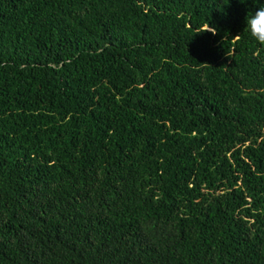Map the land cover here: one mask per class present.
I'll return each instance as SVG.
<instances>
[{
  "label": "trees",
  "instance_id": "trees-1",
  "mask_svg": "<svg viewBox=\"0 0 264 264\" xmlns=\"http://www.w3.org/2000/svg\"><path fill=\"white\" fill-rule=\"evenodd\" d=\"M262 5L0 0V264H264Z\"/></svg>",
  "mask_w": 264,
  "mask_h": 264
},
{
  "label": "clouds",
  "instance_id": "clouds-1",
  "mask_svg": "<svg viewBox=\"0 0 264 264\" xmlns=\"http://www.w3.org/2000/svg\"><path fill=\"white\" fill-rule=\"evenodd\" d=\"M244 3L245 0H240ZM247 29L250 30L251 35L261 44H264V5L260 6L251 16L246 17ZM214 28L209 27L205 31H211L215 34ZM204 32V31H203Z\"/></svg>",
  "mask_w": 264,
  "mask_h": 264
}]
</instances>
